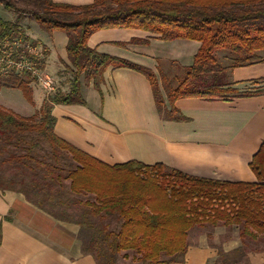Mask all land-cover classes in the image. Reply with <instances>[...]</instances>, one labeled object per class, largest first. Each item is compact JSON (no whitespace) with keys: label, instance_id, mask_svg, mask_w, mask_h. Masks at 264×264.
I'll use <instances>...</instances> for the list:
<instances>
[{"label":"trees","instance_id":"16d2710c","mask_svg":"<svg viewBox=\"0 0 264 264\" xmlns=\"http://www.w3.org/2000/svg\"><path fill=\"white\" fill-rule=\"evenodd\" d=\"M21 2L25 9L33 8L32 19L42 31L67 34L68 64L58 74L66 80L39 108L28 75L0 76V91L19 90L34 108L33 115L25 117L0 103V167L12 172L0 175V191L22 194L51 217L79 226L83 253L93 255L98 264H117L122 253L139 264L183 263L194 231L207 233L217 249L209 264H250L251 252L264 251V143L250 164L255 183L221 182L163 164L133 160L110 166L58 137L52 113L57 105L84 106L81 80L99 89L110 67L143 74L165 121L185 120L175 107L180 99L263 94L262 88L239 91L228 72L264 63V0H95L86 6ZM16 4L0 0V6L18 14L14 22L0 18V35L19 30L27 10ZM108 29L141 30L166 42L194 41L200 48L183 76L175 78L176 87L161 75V82L167 83L163 88L149 68L89 47L94 33ZM222 53L230 65L221 64ZM219 227L238 229L241 245L226 252L213 244L212 233ZM1 239L0 229V245Z\"/></svg>","mask_w":264,"mask_h":264},{"label":"crops","instance_id":"0c3cea01","mask_svg":"<svg viewBox=\"0 0 264 264\" xmlns=\"http://www.w3.org/2000/svg\"><path fill=\"white\" fill-rule=\"evenodd\" d=\"M53 1L86 6L95 0ZM49 37L46 70L54 52L53 40L60 38L63 44L58 54L59 74L64 63L68 64V37L61 31ZM136 40L149 44L131 43ZM88 45L154 72L165 65L164 73L157 76L160 80L165 75L172 87L171 79L193 64L200 48L194 41L166 42L134 29L98 31ZM228 80L242 90L257 82L264 86V63L231 69ZM161 84L163 88L167 85ZM81 91L84 106L57 105L52 114L56 135L84 153L110 166L134 160L149 166L163 164L202 179L257 181L250 164L264 143V93L228 100L180 99L175 107L185 120L165 121L157 111L150 82L139 72L110 67L99 89L82 79ZM0 229V264H98L93 255L83 253L79 226L51 217L15 191H0ZM212 235L213 244L226 252L241 245L239 234H231L225 227L215 229ZM189 242L179 264H209L217 257L207 233L194 231ZM249 261L264 264V251L251 252Z\"/></svg>","mask_w":264,"mask_h":264},{"label":"rangeland","instance_id":"374dc122","mask_svg":"<svg viewBox=\"0 0 264 264\" xmlns=\"http://www.w3.org/2000/svg\"><path fill=\"white\" fill-rule=\"evenodd\" d=\"M16 7L18 8H23L22 10L25 9L24 5H22L21 0H15ZM31 9H33L30 6H27V8L25 10L26 13L23 16L22 20L20 21V27L22 29V31L25 34H28L30 37H32L33 39L39 40L41 41L44 45L49 44L52 40H50V37L48 34H46L45 31H42L39 27V25L32 19V11ZM18 17V14L16 12H12V11H7L6 9H4L2 6H0V18L3 19L6 22H14ZM55 47L54 52L52 53L51 56V61H49L48 63V67H47V72L49 74V76H51L52 78H56L58 77V54L59 52L63 49V44L62 41L60 40V38L53 40ZM226 53H222L218 56L219 61L221 62V64L223 66H227L231 64L230 59H227L228 55ZM227 57V58H226ZM159 69L160 74L164 73V69H165V65H162ZM152 70V69H150ZM153 71V70H152ZM154 72V71H153ZM159 72H154L156 78H158V74ZM181 76H183V71H179V74L176 78H181ZM161 80V79H160ZM159 81L160 86L162 85L161 81ZM173 80V81H172ZM172 81V85H175V87L178 85V82L175 81L174 79H171ZM59 83L61 84L62 82L59 81ZM258 84V82H257ZM256 83L252 84V85H246L244 87L249 88V90H257L260 88H264V86L257 85ZM258 87H257V86ZM33 89V98L34 101L36 103V108L40 107V104L43 102L44 98L46 97V94L39 88L33 85H30ZM61 86V85H60ZM65 90V87L64 89ZM239 91H241L240 89H238ZM244 90V89H243ZM0 103L6 107L7 109H10L12 111H15L25 117L31 116L34 113V108L31 107L27 100L25 99L24 95L22 94L21 91L19 90H12V89H5L0 91ZM36 110V109H35ZM12 172L9 171L8 169H6L5 167H0V175L5 176V177H9L11 176ZM231 234H238V229H233L231 231ZM124 255V253H122L121 255H119L118 257V261L117 264H139L137 262H134L132 260V255H129V258L125 259L122 256Z\"/></svg>","mask_w":264,"mask_h":264},{"label":"built area","instance_id":"2783aa9c","mask_svg":"<svg viewBox=\"0 0 264 264\" xmlns=\"http://www.w3.org/2000/svg\"><path fill=\"white\" fill-rule=\"evenodd\" d=\"M46 46L39 40L18 31L0 35V76L28 75L31 85L39 87L46 96L55 94L59 81L46 70Z\"/></svg>","mask_w":264,"mask_h":264}]
</instances>
